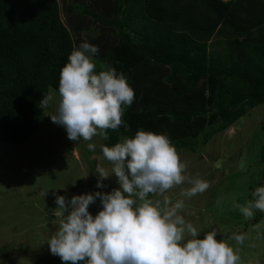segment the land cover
Segmentation results:
<instances>
[{"label": "trees", "instance_id": "16d2710c", "mask_svg": "<svg viewBox=\"0 0 264 264\" xmlns=\"http://www.w3.org/2000/svg\"><path fill=\"white\" fill-rule=\"evenodd\" d=\"M82 42L135 92L104 146L144 130L194 152L264 104V0H0V144L37 132Z\"/></svg>", "mask_w": 264, "mask_h": 264}, {"label": "clouds", "instance_id": "9594fccd", "mask_svg": "<svg viewBox=\"0 0 264 264\" xmlns=\"http://www.w3.org/2000/svg\"><path fill=\"white\" fill-rule=\"evenodd\" d=\"M98 53V46L82 42L59 73V100L50 119L65 129L70 141H92L96 136L108 140V130L117 131L123 125L125 109L135 100L122 73L103 65L97 71L94 57ZM51 100V95H45L40 103L47 107ZM87 147L94 151L96 145ZM101 150L112 168L109 174L97 165L96 186L104 187L102 181L114 174L118 187L68 201L56 197L61 219L47 245L62 264H242L237 249L216 239V229L198 238L201 230L180 214L184 201L173 202L165 195L185 183L190 185L181 192L186 198L210 187L208 181L186 174L187 164L167 134L138 130L111 147L101 145ZM97 197L102 210L93 216L88 208ZM252 197L245 205H235L246 219L256 210L264 212V186L257 187ZM246 239V234L229 237L237 244Z\"/></svg>", "mask_w": 264, "mask_h": 264}, {"label": "rangeland", "instance_id": "374dc122", "mask_svg": "<svg viewBox=\"0 0 264 264\" xmlns=\"http://www.w3.org/2000/svg\"><path fill=\"white\" fill-rule=\"evenodd\" d=\"M95 31L91 29L92 34ZM94 59L97 71L101 65L107 67ZM48 95L52 100L43 106L37 132L21 145L0 144V264H62L47 245L61 219L56 197L68 201L78 195L110 193L118 187L112 174L102 181L104 187L97 188V165L109 174L112 168L102 158L104 140L96 136L92 141H70L65 129L50 119L58 104V92L50 90ZM263 124L264 104L251 109L204 146L199 142L194 152L176 148L187 164L186 174L208 181L210 187L191 198L181 195L190 187L187 183L165 193L173 202L184 201L180 214L201 230L198 238L216 229V239H224L237 249L242 264H264V212L256 210L246 219L235 207L245 205L253 199L252 192L264 186ZM88 143L96 145L94 151L88 149ZM157 198L163 201V197ZM100 210L97 197L88 211L95 216ZM228 233L246 234L247 239L237 244L229 240Z\"/></svg>", "mask_w": 264, "mask_h": 264}, {"label": "flooded vegetation", "instance_id": "af4514ba", "mask_svg": "<svg viewBox=\"0 0 264 264\" xmlns=\"http://www.w3.org/2000/svg\"><path fill=\"white\" fill-rule=\"evenodd\" d=\"M230 233H228L226 236L229 238L230 236H228Z\"/></svg>", "mask_w": 264, "mask_h": 264}]
</instances>
